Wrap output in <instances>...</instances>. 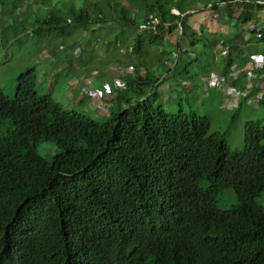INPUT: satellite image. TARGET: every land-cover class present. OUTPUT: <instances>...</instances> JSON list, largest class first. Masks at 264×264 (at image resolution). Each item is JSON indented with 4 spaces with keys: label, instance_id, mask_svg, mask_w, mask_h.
<instances>
[{
    "label": "trees",
    "instance_id": "trees-1",
    "mask_svg": "<svg viewBox=\"0 0 264 264\" xmlns=\"http://www.w3.org/2000/svg\"><path fill=\"white\" fill-rule=\"evenodd\" d=\"M122 1L104 0L97 17L84 6L76 23L110 18L151 29L153 41L167 25L192 33L183 18L190 0H126L135 13ZM210 2L225 5L238 28V40L224 42L227 78L232 53L248 63L247 44L264 43V21L234 18L242 0ZM258 2L243 0V10L259 13ZM142 43L135 40V53ZM136 78L137 101L119 94L103 121L39 93L36 68L19 76L14 98L0 89V264H264V123L246 122L245 147L233 152L209 119L155 106L143 88L157 96L165 79ZM44 140L58 148L52 158L38 152ZM228 188L237 203L223 210L217 201Z\"/></svg>",
    "mask_w": 264,
    "mask_h": 264
},
{
    "label": "rangeland",
    "instance_id": "rangeland-1",
    "mask_svg": "<svg viewBox=\"0 0 264 264\" xmlns=\"http://www.w3.org/2000/svg\"><path fill=\"white\" fill-rule=\"evenodd\" d=\"M190 1L193 9L183 18L191 25L192 33H173L167 25L163 38L153 41L148 33L151 29L123 27L110 18L104 25L93 21L82 27L76 23L75 13L84 6L95 17L105 13L104 0H0V89L14 98L19 76L36 68L39 93L53 95L66 108L81 110L103 121L118 105L119 94L129 99L130 105L137 101V92L141 91L135 82L137 76L145 77L148 73L162 82L167 76V83L161 86L157 96H153V88H143L147 97L152 95L155 106H163L174 115L197 114L209 119L211 133L225 134L231 150L241 152L245 147L246 122L264 123V102L259 103L250 96L230 106L226 101L232 97L222 87L208 86L209 81L206 85V77H224L231 52L230 44L224 42L237 38L238 28L229 21L225 5L220 4L216 10L210 0ZM122 2L132 13L137 12L138 8L126 0ZM242 3L243 0L235 4L237 10L233 17L255 27L256 22L249 19L260 22L264 11L243 10ZM172 12L179 15L175 8ZM60 17L61 23L54 22ZM241 27L247 29L244 24ZM139 38L143 42L140 54L134 52L135 40ZM247 45L254 54L264 48V43L254 41ZM232 54L230 72L235 69L246 75L247 62L243 63L236 52ZM119 71L127 74L120 75ZM117 78L126 83L124 88L117 86ZM88 85L93 90L104 91L106 96L87 94L84 87ZM38 152L52 158L58 148L44 140L39 143ZM257 202L264 205V192ZM217 203L223 210L230 209L237 203L234 190L226 189Z\"/></svg>",
    "mask_w": 264,
    "mask_h": 264
},
{
    "label": "built area",
    "instance_id": "built-area-1",
    "mask_svg": "<svg viewBox=\"0 0 264 264\" xmlns=\"http://www.w3.org/2000/svg\"><path fill=\"white\" fill-rule=\"evenodd\" d=\"M258 3L264 4V0H259ZM263 70H264V55L253 54L252 56H250V60L248 61L246 68L244 70L247 75L248 82L246 84V88L243 91L237 90L232 86H228V84L225 83L226 81L225 76L220 78V77H214L215 75H213L210 81L208 82V86L212 85L218 87L223 85L227 95L232 97V99L226 101V103L230 106H235V103L241 98H248L250 93H252L255 90H258L259 92L258 98L262 99L264 98V74L261 73ZM118 73L120 74V71ZM124 74H127L126 71H122V74L120 75H124ZM166 77H164L163 79H166ZM166 83H167L166 80L163 83H161L160 88L162 85ZM117 86L119 88H124L126 86V83L121 81L119 78H117ZM84 91L87 94H90L91 96L94 97L106 96L104 91L93 90L92 87L89 85L84 87ZM108 93H110V90H108Z\"/></svg>",
    "mask_w": 264,
    "mask_h": 264
},
{
    "label": "crops",
    "instance_id": "crops-1",
    "mask_svg": "<svg viewBox=\"0 0 264 264\" xmlns=\"http://www.w3.org/2000/svg\"><path fill=\"white\" fill-rule=\"evenodd\" d=\"M264 11V10H262ZM261 21H264V19H261ZM213 75H211L212 77ZM211 77H206L204 82L206 83V81H210ZM167 79V77H166ZM248 82V79H247V75L243 74L242 71H235L234 70H231V72L228 74L227 78H226V81L225 83L228 84V86H232L233 88H236L237 90H240V91H243L245 88H246V84ZM207 85V83H206ZM218 87H222L224 89V86L221 85V86H218ZM225 93H226V90L224 89ZM256 91H253L252 93H250L249 97L250 96H254L253 100H257L259 103H262L264 102V98L260 99L258 98V94L256 95ZM248 97V98H249ZM260 100L262 102H260Z\"/></svg>",
    "mask_w": 264,
    "mask_h": 264
}]
</instances>
